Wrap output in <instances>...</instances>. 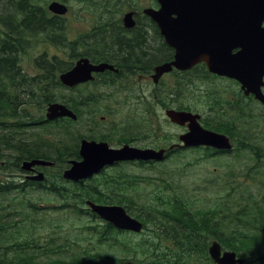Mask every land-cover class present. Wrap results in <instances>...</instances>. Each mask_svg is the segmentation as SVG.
I'll use <instances>...</instances> for the list:
<instances>
[{
	"label": "flooded vegetation",
	"instance_id": "obj_1",
	"mask_svg": "<svg viewBox=\"0 0 264 264\" xmlns=\"http://www.w3.org/2000/svg\"><path fill=\"white\" fill-rule=\"evenodd\" d=\"M73 1L81 5L79 11L74 12ZM53 4L65 7L62 8L65 12H61L62 9L53 11L50 9ZM164 4L173 5L170 22L176 21L180 25L182 22L177 21L179 17L190 18L182 21L185 31L191 36L189 50L192 52L197 48V43L204 50H211L213 34L216 35L213 40L217 51L236 55L258 49L260 24L256 17H235L243 6L254 7L256 0H0L2 30L7 27L2 21L4 17H25V14L42 17L45 23L42 35L49 44L60 45H46L47 51H42L34 63L37 74L31 77L37 78L43 74L42 66L36 65L44 58L43 53H47L49 60L59 55L62 73L70 71L81 60L93 66L106 64L112 67L102 72H92V79L73 87L60 81L61 101L58 103L65 106L74 117L48 120V104L43 108H30L29 117L19 121L17 137L27 136L28 140L22 142L33 146L37 135L40 144L38 154H42L41 146H44L43 153H50L49 145L45 142L52 139L49 130L57 125L62 129L61 135L65 142L73 139L68 146L72 151L77 150L78 156L69 159L67 169L61 172L63 182L74 183L66 180L64 173L72 167V162L84 161L81 154L84 142L106 144L110 150L165 151V161H115L91 178L75 183L90 187L97 180L108 181L112 192H108L109 196L115 199L122 197L123 192V197L128 199L131 196L132 166L153 168L187 149L203 150L213 157L237 154V140L243 134L242 112L252 103L264 111L263 104L254 94L256 86L250 80L248 83L251 87L244 86L237 78L211 72L204 61L190 64L187 70L176 66L178 47L168 42L160 25L147 13L161 11ZM33 24L37 23L29 21L32 28ZM253 32L257 35L254 36ZM175 33L184 32L175 30ZM53 52L56 53L51 54ZM21 59L23 62V56ZM165 65L171 66V70L158 76V69ZM32 85L34 87L26 92L25 98L44 99L39 92L40 84L36 82ZM14 88L19 89L18 86ZM261 90L264 94V85ZM198 100L205 102L207 111H197ZM169 110L199 115L201 127L227 136L233 149L225 151L210 146L186 147L180 139L189 132V123H172L165 116ZM164 120L176 127L177 132L165 135ZM1 124L0 120V129ZM68 126H74L73 133L67 131ZM100 153L103 157L106 155L102 151ZM29 157L30 154L26 156ZM34 161H44L50 165H35L28 171L23 170L26 163ZM59 171L54 162L33 158L21 162V172L15 174L13 180L20 183L26 193H46L52 175ZM134 176L138 187L141 186L144 182L142 176ZM112 205L123 207L117 203ZM225 251L222 247V252ZM240 258L247 264L246 258ZM253 264H264V255L257 257Z\"/></svg>",
	"mask_w": 264,
	"mask_h": 264
},
{
	"label": "trees",
	"instance_id": "obj_2",
	"mask_svg": "<svg viewBox=\"0 0 264 264\" xmlns=\"http://www.w3.org/2000/svg\"><path fill=\"white\" fill-rule=\"evenodd\" d=\"M2 21L7 27L0 28V264H211L212 240L218 241L223 249L246 258L247 264H253L257 257L264 255V111L253 110L251 106L258 108L253 104L245 108L243 134L235 148L238 156L247 152L253 161L245 166L248 180L244 182L256 186L247 198L255 209L245 206L233 213L225 200L214 208L197 209L181 195L182 179L176 181L172 173L166 176L163 172L155 177H141L148 186H153L149 191L139 190L137 178L131 176L128 199L123 197V192L122 197L115 199L108 194L97 196L93 185L85 187L75 184L79 181L63 182L61 172L67 169L69 159L77 158L78 151L70 150L68 143L73 139L65 142L59 125L49 130L52 139L45 142L50 153H43L44 146H41L42 154H38L40 144L36 134L33 146L22 142L28 140L27 136L17 137L19 121L29 117V105L38 104L43 108L61 101L58 89L63 68L59 55L49 60L47 53H43L44 58L36 63L42 66L43 74L37 78L24 74L22 55L49 44L41 33L45 29L44 20L25 14V17H4ZM29 21L37 23L33 24L34 28ZM36 82L44 99L25 98ZM16 86L19 96L13 91ZM67 131L73 133L74 126H68ZM28 154L30 157L26 158ZM33 158L54 162L60 170L52 175L46 193H26L20 183L13 180V176L21 172V162ZM222 182L219 181L221 188L228 190L229 187L230 193L243 185L242 181L238 185L237 179ZM88 202L101 206L121 204L145 224L142 233L149 231L152 241L142 244V248L145 247L142 259H136V248H132L135 253L131 260L127 253L129 247H125L127 260L89 249L95 242L101 246L128 234L101 219ZM61 213L75 214L87 219L89 224L83 225L74 238H65V231L76 229L54 226L53 219L47 218Z\"/></svg>",
	"mask_w": 264,
	"mask_h": 264
},
{
	"label": "water",
	"instance_id": "obj_3",
	"mask_svg": "<svg viewBox=\"0 0 264 264\" xmlns=\"http://www.w3.org/2000/svg\"><path fill=\"white\" fill-rule=\"evenodd\" d=\"M172 6L171 4H164L161 11H148L147 13L152 16V18L160 25V28L162 29V32L166 36L168 42L172 46L178 47V53L176 56L177 60L175 62L176 66L181 70H187L191 67V65L204 61L206 62V64H208L211 72L217 73L222 76H228L230 78H237L244 84V86L251 87V85L248 83V81L250 80L251 82H253L254 86H256L257 90L254 92L256 98L264 106V94L261 90V87L264 85V29L262 28V23L264 22V0H256V4L254 5V7L250 6L248 8L246 6H243L239 10V12L236 13L235 17L255 16L256 21H258V23L260 24L258 49L254 52L246 51L236 55H232L229 52L217 51L214 48V40L216 37V35L214 34L211 35L213 44V48L211 50H204L203 48H201L199 43H197V48L193 52L189 50V38L191 36L187 34L188 32L185 31L183 23L190 18L187 17V19L186 17H179L177 21L182 22L180 25H177L176 21L170 22L169 16L171 15V13H173L170 10ZM62 8L65 7L58 4H53L50 9H52L53 11H57V9ZM61 12H65V10L62 9ZM174 24L175 26H173ZM175 30H182L184 33L177 34L175 33ZM255 34L257 35V33L253 32L254 36H256ZM84 61L85 60H81L80 62H78L77 65L67 73H61L59 76L60 81L67 86L73 87L81 82H86L92 79V72H102L105 69H112L111 66L106 64L93 66L89 64V62ZM170 70L171 66L169 65L161 66L157 71L158 76H161L163 73L169 72ZM47 111L48 120H55L64 116L74 117L69 112V110L60 103H52L48 105ZM166 115L174 124L185 125L186 123H189V132L185 135H182L180 139L186 147L192 148L198 146H210L225 151H231L233 149L231 140L227 136L203 129L198 122L199 115L178 112L174 110L167 111ZM82 147L83 148L81 150V154H83L82 156L84 158V161L72 162V167L64 173V178L67 180H71L74 182L87 180L95 174H98L105 166L111 165L115 161L138 160L145 162H159L165 159V151H141L135 149H127L122 151L110 150L106 144L88 142H84ZM99 148L100 151L106 154L104 157L100 153ZM107 154L109 155L107 156ZM125 155L128 156L125 157ZM35 165H50V163L44 161H34L32 163H26L23 167V170L28 171V169H31L32 166ZM88 205L91 207L94 213L98 214L101 217V219L112 224L119 230L130 231L136 234H140L143 231V222L132 217L122 206H101L93 204L91 202H88ZM209 254L214 264H244V260L239 258L236 252L225 251L223 253L222 246L218 242H214L209 246Z\"/></svg>",
	"mask_w": 264,
	"mask_h": 264
},
{
	"label": "rangeland",
	"instance_id": "obj_4",
	"mask_svg": "<svg viewBox=\"0 0 264 264\" xmlns=\"http://www.w3.org/2000/svg\"><path fill=\"white\" fill-rule=\"evenodd\" d=\"M72 5L74 7V12L79 11L81 5L73 1ZM45 45L39 46L37 50H29L23 56L22 66L27 76H35L37 74L36 67L34 65L38 55L42 51H47ZM53 52L51 54H55ZM18 75V72L15 73ZM17 88L14 89L16 91ZM19 89H17L18 91ZM60 91V88L58 89ZM200 98V97H199ZM256 106L255 103H252ZM197 111H207V105L204 101L198 100L196 102ZM40 108L38 104H31L28 108ZM258 107V106H257ZM253 110L263 111L261 108H256L251 106ZM165 116L167 117L166 113ZM168 118V117H167ZM164 134L172 135L177 132L176 127L172 126L170 123L164 120ZM243 153V152H242ZM209 156L203 150H184L178 155L171 157L166 160L161 165H157L153 168L132 166L131 173L132 175H141L144 177H155L157 173H165L168 176L172 173V177L176 181H180L181 185V195H185V199L190 201L193 206L197 209H206L214 208L218 203L225 200V203L231 207L233 213L240 211L247 206V209H255L256 207L252 205V202H248V194L251 190H255V184L247 181L248 178L245 176V166L252 164L253 161L250 160V154L244 152L243 155L238 156L237 154H228L225 156L218 157H207ZM183 173V175H182ZM182 175V176H181ZM239 181L237 184L240 185L242 181V187L238 191L230 193L229 187L228 190L221 188L219 181H225L228 183L229 180ZM247 183V185H244ZM93 187L96 189L95 194L97 196L107 195L111 191V185L104 180H97L92 183ZM223 186V182H222ZM139 190L149 191L153 186H148L144 182L141 186L138 187ZM99 192V194H97ZM246 196V197H245ZM35 201L38 198H33ZM45 207V206H41ZM137 211V210H136ZM47 218L53 219L54 226H61L63 229H76V231H65V238H74L77 234L80 233V229L83 225L89 224V221L85 218H81L75 214L61 213L47 216ZM94 224V223H93ZM91 224V225H93ZM145 225V224H144ZM148 240L152 241V237L149 231L144 233L136 234L130 233L128 235L122 236L118 240H115L113 243L98 245L96 242L89 246V249H96L97 252L105 254L107 256H113L117 259H126L125 253L126 248L129 247L128 255L131 256L135 253L134 248L137 249L136 259H142V251L145 247L142 248V244ZM216 240H212L214 242ZM126 247V248H125ZM133 248V249H132Z\"/></svg>",
	"mask_w": 264,
	"mask_h": 264
},
{
	"label": "bare ground",
	"instance_id": "obj_5",
	"mask_svg": "<svg viewBox=\"0 0 264 264\" xmlns=\"http://www.w3.org/2000/svg\"><path fill=\"white\" fill-rule=\"evenodd\" d=\"M214 242H218V241H214ZM214 242H212V243H214ZM219 243V242H218ZM220 244V243H219ZM239 257V256H238ZM240 258V257H239Z\"/></svg>",
	"mask_w": 264,
	"mask_h": 264
}]
</instances>
